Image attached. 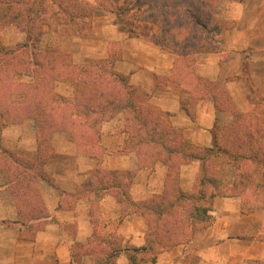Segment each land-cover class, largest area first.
I'll return each instance as SVG.
<instances>
[{"label":"crops","instance_id":"0c3cea01","mask_svg":"<svg viewBox=\"0 0 264 264\" xmlns=\"http://www.w3.org/2000/svg\"><path fill=\"white\" fill-rule=\"evenodd\" d=\"M144 8L147 6H129V0H113V9L96 15L92 23V35L104 48L98 51L88 40L76 35L77 47L70 51L73 63L88 66L95 59H108L111 42H120L115 71L146 93L148 105L167 114V122L183 136L187 147L209 148L215 133L234 124L239 114L258 113L256 102L264 103V0L224 2L217 17L231 25L218 40L210 33L212 46L196 52L192 69L180 68V56L158 43L160 27L140 17ZM61 34L46 27L41 43L55 47L61 42ZM27 39L28 34L17 27H8L0 33V43L8 49ZM71 85L69 94L76 91L75 85ZM111 122L109 140L101 145L104 151L101 158L80 153L68 132H55L51 152L41 165L42 151L34 119L6 123L2 128V147L35 166L33 185L41 207L38 215L30 214L28 218L30 212L23 202L9 192L7 171L0 170V264H72L75 248L87 244L94 235V225L88 198L68 203L65 197L81 191L86 178L98 168L120 175L134 173L129 189L134 202L164 191L169 167L162 162L141 165L136 152L125 153L126 115L118 114L116 122ZM202 175L200 160L183 165L179 173L181 189L194 191ZM213 205L216 221L205 234L199 233L190 243L178 244L158 254L155 261L143 264H200V242L210 251L221 247V238L244 249L233 252L228 259H205L202 264L264 261V238L258 243L252 241L254 229L260 228L264 234V211L243 210L238 200L227 194L217 195ZM100 211L104 235L113 233L120 240L122 250L116 264H136L129 254L137 249L143 251L148 245V219L138 213L124 215L114 193L104 196ZM259 219L261 226L255 225ZM26 232L32 235L26 237ZM212 237L213 243L209 242Z\"/></svg>","mask_w":264,"mask_h":264},{"label":"trees","instance_id":"16d2710c","mask_svg":"<svg viewBox=\"0 0 264 264\" xmlns=\"http://www.w3.org/2000/svg\"><path fill=\"white\" fill-rule=\"evenodd\" d=\"M67 1L73 3L69 9V2L65 3L64 0H0V33L8 27H17L28 34L27 41L16 48L8 49L0 43V119L8 123L34 119L38 126L39 146L50 132H68L80 153L99 158V146L94 144L90 131L107 120L105 115L109 114L110 107L114 108L111 114L125 113L130 150L138 154L143 164L154 166L162 162L169 167L164 191L143 202H134L118 172L98 168L91 180L75 195L81 194L80 198H88L91 203L99 204L107 193H114L122 204L124 215L138 213L146 217L150 226L148 245L142 248L143 251H135L149 252L152 261L161 252L189 242L197 233L211 226L213 199L224 189L230 192V197L247 203L251 211L264 210V121L259 114H239L234 124L215 133L209 148L187 147L183 136L167 122V114L148 105V98L143 97L127 76L110 71L105 64L77 67L64 60L57 65V59L52 56L48 70L45 69L41 61L43 51L38 48L44 27L61 31L63 26H74L75 20L89 17L86 11L92 7H88L91 3L82 6L78 0ZM226 1L229 0H147L144 5H147L145 12L148 19L164 29L158 43L182 59L187 55V50H181V45L184 47L187 43L190 28H177L178 32L183 31L187 35L183 38H178L181 33L173 34L167 18L169 9L184 11L191 15L190 20L195 28L211 32V23L204 18L206 12H216ZM217 29L220 32L222 27L217 25ZM196 35L197 38L204 36L201 31H197ZM195 46L202 48L206 45L197 42ZM17 55L21 56V61L15 64ZM184 67L192 69L193 65L180 63V68ZM48 71L57 74L49 84L42 74ZM24 73L37 82L21 84L10 78ZM66 80L75 85L76 93L80 86L90 87V90L82 97L77 95L72 100L61 99L55 92V86L57 82ZM201 84L206 85L202 80ZM16 94L25 95L26 101L15 102L13 96ZM0 156L8 159L7 165L2 164L0 159V170H6L12 176L10 188L14 184L18 187L17 190L14 188L13 196L21 199L30 195L29 183L34 182L32 173L35 166L4 149L1 134ZM41 158L40 165L48 159ZM194 160L202 162L203 176L195 191L186 193L178 184L180 168ZM226 168L233 171L230 182L224 179ZM25 183L26 192L17 193L24 189ZM76 249L72 264H81L83 256H96L101 260L96 264H110V259H117L122 250L119 240L112 242L109 236L97 233L87 244H79ZM133 258L137 264L136 257ZM250 263L264 264V261L253 260Z\"/></svg>","mask_w":264,"mask_h":264},{"label":"rangeland","instance_id":"374dc122","mask_svg":"<svg viewBox=\"0 0 264 264\" xmlns=\"http://www.w3.org/2000/svg\"><path fill=\"white\" fill-rule=\"evenodd\" d=\"M64 2L68 3L69 1L64 0ZM70 2L68 3V7H67L68 9L73 4V3H70ZM79 3L82 6H86L85 2H79ZM145 3H147V0H138V1L129 0V6H132V7H136V6H144V7H146L147 5H144ZM45 6L51 7L49 4L48 5L46 4ZM89 6H92V7L89 8L90 10H87L86 13L89 15L90 19H89V17L86 18V19H82L81 18V19L75 20L76 23L74 24V26H70V27H66V26L62 27L61 26L62 28H60V30H61L60 32L62 34H61V42L59 44L56 43L54 45L55 47H53L51 45V43H47V42H45L44 44L41 43L40 45H38L39 50L43 51V53H42L43 57H41V61L45 65V69L46 70H48L47 65L50 63L49 59H51L50 58L51 56L55 57L57 59V62H56L57 65H60L62 63V61H64V60H66L65 62L67 64H70L69 62L73 63L72 58H70V51L74 47H77V39H78L77 37L78 36H82V38L88 40L89 41V45L92 46V48L96 47L98 51H101L102 47L104 48V46H102V44H100V41L94 39V37L92 35V32H91L92 23H93V21L95 19L94 17L96 15H100L104 11H108V10H112L113 9V0H97V2H95V3L88 4V7ZM220 6L217 8L216 12L212 13L210 11H207L206 12L207 14L204 17L206 21L211 23L210 24V28H209L211 32H207L205 30H200V29L195 28L193 26V24L191 23V20H190L191 19V15H187L184 11L169 9V13L167 14V18H169L168 20L170 21V25H171L170 29L173 30L172 31L173 34L181 33V35H179L178 38H183V37H185L187 35L185 33H183V31H179L178 32L177 28H179L180 26H183V28H186V27L190 28L189 29V34L186 37L187 40H188L187 43L185 42L186 41L185 40L184 41L186 43L185 46L183 47V45H181V50H184V49L187 50L186 51L187 55L185 57H183L182 59H180V60H182L183 63L187 62V63H189V64L194 66L195 61H196V52L199 51L200 49L209 48V47L212 46V42L213 41L210 40V36H211L210 33H212V36L218 40L219 38H221L222 32H224L225 29L230 27L231 23L225 22V21H220V19H218V17H217V13H218V10H219ZM145 10H146V8H144V11H143V13H142V15L140 17H142L143 19H148L147 13H146L147 11L145 12ZM83 11H84V9H83ZM192 11L194 12V10H192ZM82 14H84V12H82ZM46 19H48V15L46 16ZM217 25H220L222 27L220 32L217 29ZM159 27H160V31H159V33L157 35L158 41L161 40L162 35L164 33V29H163L162 25H159ZM45 28H46V26L44 27V31H45ZM197 31H201V33L203 32L204 36L203 37L200 36V38H197V35H196ZM76 35H78V36H76ZM195 39L198 40V41H195ZM197 42H204V44L206 46H204L202 48H197V46H195ZM13 48H16V47H13ZM119 48H120V42L112 41L111 42V55H110V57L108 59H100V58L95 59L94 61H92L90 63V65H95V64L104 65L105 64L109 68L110 71H115L114 64H115V61H116V59L118 57ZM66 56H68V57H66ZM81 59H84V58L82 57ZM20 61H21V56L17 55L16 59L14 60V63L18 64V62H20ZM73 64H75V63H73ZM76 66L77 67L82 66V63H79ZM26 74H31V73L26 72ZM42 74L47 77V83L48 84L51 83L52 80L57 77V74L55 72L54 73L53 72L50 73V71H48L47 73H42ZM10 78L13 79L14 81L18 82V83H21V84H31L33 82L34 83L37 82L36 79H34V78H32V77H30L28 75H25V73L17 75V76H11ZM198 82L200 83V81H198ZM56 84L57 85L55 86V92H56V94L59 97H61V99L65 98V99H68V100H72L73 98H77L76 97L77 95L79 97H82L83 95L88 93V91L90 90V87L87 88V87H84V86H80V87H78L77 93H76V91H74L75 93L69 94V92H70V84H72L71 81H69V80L60 81V82H57ZM190 84H191V82H190ZM73 85H71V86H73ZM136 88L141 91V93H142L144 98H147L146 93L143 92L142 89H140L138 87H136ZM13 99L17 103H24L27 98H26L25 95H17L16 94V95L13 96ZM256 103H258V110L259 111H258V113L257 112L255 113L253 111L252 113H254L256 115L259 114L261 116L260 119L262 121H264V103L262 101H259V100ZM113 109H114L113 107H110L109 114L105 115V119H107L106 121L100 122L99 124H97L94 127L93 130L90 131L91 136L93 138L94 144H97L99 146V152L101 153V156L99 158H101L103 156V154H104V151L101 149L102 148L101 145L105 144L109 140V138H108V132H109V127H110L109 124L112 125L111 121L115 120V122H116V120L118 118V114L117 113L111 114L112 113L111 111H113ZM119 114H125V113H119ZM6 123H8V122H6L5 119H3V120H2V118L0 119V132L2 131L1 124L4 127L6 125ZM9 123H11V122H9ZM37 128H38V126H37ZM86 130L88 131V128H86ZM124 131H127V124H126V127H125ZM53 134L54 133L50 132L48 135H46L42 139V142H41L40 146H41V150H42V158L44 157V159L46 157H48L50 152H51L50 149L52 147ZM128 137H129V135H128ZM126 148L127 149H126L125 153H128V152L130 153L131 150H130V147L128 145V140H127ZM0 159L2 160V164H5V165L8 164L7 163L8 159H6L5 156H0ZM140 161H141V159H140ZM141 165H146V164H143V162L141 161ZM96 170H98V169H96ZM3 171H5V170H3ZM95 172L96 171H94V173ZM94 173L91 176H88L86 178V183H88L89 180H91V178L94 175ZM133 174L134 173H126L124 175H121V177H123L122 183H123V185L125 186V188L127 190L130 189L131 183L133 181V176H134ZM224 179L226 181H229V182H230V180L231 181L233 180V171L230 172L229 168H226L224 170ZM8 181L9 182L12 181V176L9 173H8ZM178 184L180 186L179 180H178ZM29 185H30L29 187H30V190H31L30 195L28 194V195H26V196H24V197H22L20 199L23 202V206L26 208V211L30 212L29 214L27 213V217L28 218H30L32 216L30 214H33V215L37 214L38 215L39 212H40V207H41L39 205L40 200L38 198V195L35 193L36 191H35L34 185L30 184V183H29ZM174 186H176L175 183H174ZM14 188L16 190L18 189V187H16L15 184L13 185L12 189L11 188L9 189L10 190L9 192H10V194L12 196H13V192L15 191ZM26 188H27V183H25L24 189L20 190L17 193L26 192ZM194 191H192V192H194ZM192 192H186V193H192ZM229 193L230 192L226 191L225 189L220 192L221 195L222 194L229 195ZM80 196H81V194L74 195L73 197L67 196V197H65V199L67 200L68 203H71L72 201H74L76 199H79ZM229 196H231V195H229ZM232 198L238 200V202L242 206L243 210H246V211L250 210V206L247 203L241 202L240 199L237 198V197H232ZM141 202H143V201H141ZM32 203L34 204V207H31ZM100 203L99 204L98 203H91V215H92V220H93V225H94V233H97V234H99L101 236H109V240H111L112 242H117V240H119V239H118L116 234H113V233L106 234L105 233V235H103L104 233H103V228L102 227H103L104 223H103V221L101 219L102 217H101V211H100ZM137 203H140V202H137ZM125 208H127V207H125ZM37 210H39V212ZM36 211L38 213H36ZM260 211H264V210H260ZM212 217H213L212 225L209 226L208 228L200 231L199 232L200 235L201 234H205L210 227L214 226V222L216 221V217H217L216 213L213 212ZM255 225H257V226L258 225L259 226L262 225L260 219L258 220L257 224H255ZM255 225H254V227H255ZM258 229H260V228H258ZM258 229H254V230H256V232H254V235H253V238H252V241H254V243L255 242L258 243L259 241L263 240V238H264V234L262 233V230H258ZM199 233H197V234H199ZM24 235H26V237H30L32 235V233L31 232H26ZM230 237H231V235H230ZM213 238L214 237L210 238L209 242L213 243L212 242V241H214ZM192 240H190L187 243H190ZM219 241H220V243L223 242V244H219V246L221 245V247H219V248L217 247L216 249L212 248V250H210V251H208V249H206V247H207L206 244L202 243V241L200 242V264H202L201 262L203 260H205V259H211V260H217L219 258L228 259V258L232 257L233 252H238V251L242 252V250L244 249L242 247L236 246L235 244L229 243L228 239H226V238H224V239L221 238ZM119 242H120V240H119ZM76 250L77 249L75 248L74 252H76ZM256 251H257V249H256ZM129 255L132 256V257H136V260L138 262H140V264L148 263L149 261H152V258H153L152 254H150L149 252H145L144 253V252H138V251L136 252L135 251L134 253H132V254L130 253ZM253 260L257 261L259 259L246 260L244 263H240V264H251L250 261H253ZM100 261L101 260L100 259L98 260V258L96 256H94V257L93 256H83L82 260L80 261V263L81 264H96L97 262H100ZM259 261H261V260H259ZM208 263L209 262H207V264ZM217 263H218V261H217ZM230 263H231V261H225L224 263L222 262L221 264H230ZM110 264H116V258L112 257V259H110Z\"/></svg>","mask_w":264,"mask_h":264}]
</instances>
